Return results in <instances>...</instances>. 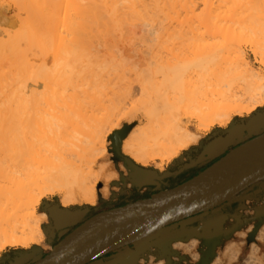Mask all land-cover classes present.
I'll list each match as a JSON object with an SVG mask.
<instances>
[{
    "label": "bare ground",
    "instance_id": "1",
    "mask_svg": "<svg viewBox=\"0 0 264 264\" xmlns=\"http://www.w3.org/2000/svg\"><path fill=\"white\" fill-rule=\"evenodd\" d=\"M6 4L13 21L9 26L0 16V252L46 247L38 203L27 204L34 189L52 187L65 207L96 202L95 182L76 165L66 162L57 174L44 175L23 167L31 138L23 121L27 110L40 111L47 100L56 105L60 96L75 102L100 94L111 75H120L122 61L90 59L97 52L88 48L111 47L124 32L123 42L134 39L148 53L165 49L178 59L168 69H148L161 84L125 120L130 130L122 153L142 167L154 164L161 171L202 134L264 105V0H0V10ZM109 38L115 39L107 46ZM60 43L69 44L62 49ZM83 137L71 134L68 154L87 158L93 148L81 142L95 136ZM90 169L104 185L118 176L111 165L94 162ZM101 194L107 198V189ZM7 208L23 212L16 224H10ZM258 239L264 241V227ZM242 244L224 248L226 264L238 258ZM258 250L251 243L242 264H262ZM220 260L217 254L210 264Z\"/></svg>",
    "mask_w": 264,
    "mask_h": 264
},
{
    "label": "water",
    "instance_id": "2",
    "mask_svg": "<svg viewBox=\"0 0 264 264\" xmlns=\"http://www.w3.org/2000/svg\"><path fill=\"white\" fill-rule=\"evenodd\" d=\"M242 121L245 123L237 129L233 121L226 129H221L224 136L203 146L200 155L191 160V166L212 159L252 136L248 141L230 149L193 178L167 190H159L157 186V180L164 175L134 164L121 153L126 125L114 131L109 137V151L115 164L120 162L128 174L127 177L120 175L122 184L127 181L133 185L154 184L159 191L149 198L100 211L88 219H85L90 211L88 206L61 209L58 203L43 202L41 209L54 223V229H65L60 235L80 224L45 255L42 252H13L17 256L9 264H87L109 253L115 254L113 258L118 259L119 264H138L151 248L156 250L157 260L177 264L173 258L182 261L185 257L173 249V243L188 242L193 238L202 246L196 264H210L222 243L251 223L253 229L249 238L252 240L264 224V204L254 207L253 214L245 221L235 217L236 223L229 228L224 227L222 217L205 218L244 188L264 179V113L258 109ZM113 184L117 183L114 181ZM197 221L201 224L192 227ZM43 230L48 236L44 227ZM37 249L38 246L31 248Z\"/></svg>",
    "mask_w": 264,
    "mask_h": 264
},
{
    "label": "rangeland",
    "instance_id": "3",
    "mask_svg": "<svg viewBox=\"0 0 264 264\" xmlns=\"http://www.w3.org/2000/svg\"><path fill=\"white\" fill-rule=\"evenodd\" d=\"M5 6L6 8L0 10V16L1 14H4V21L10 26L13 21V8L12 6L10 7L9 4H6ZM113 33H115V35H120V33H122L120 36L116 37V40L118 39V42L115 40L117 44L112 42L115 38H113L112 41L109 38L107 40L109 43L106 44L105 41L103 44L108 46L112 42L117 47H112L113 44L111 43V47H95L92 49H87L89 51L97 52L95 54L87 55V57L90 59L95 58L99 60L111 59L112 61H122L119 68L120 75H111L108 78L110 81H108V88L103 90L104 92L92 96L81 97L75 102H71V99L67 96H60L57 99L56 105H52L51 102L47 100V104L44 105L40 111L27 110L23 115V121L26 125L27 133L29 136H31L29 139V148L27 150V154L25 155L26 161L23 164L24 170L32 171L33 173H37V175L49 173L57 174V171L60 170L66 162H69L72 168L73 165H76L77 168L81 169L87 175V180L93 183L95 182L96 184V189L98 192L94 205L70 204L66 206V208L74 209L84 206L91 208L92 206L93 208L98 209L99 207H103L106 201L102 197L101 193L105 189H107V198L112 197L111 194L116 189L112 188L111 183L116 181L119 178V175L126 172V170L120 162L115 164V162L112 160V154L109 151L111 144L109 137L114 131L121 129L126 125L125 120L130 118L136 112L140 100L146 98L148 93H152L161 84V77L158 75L148 74V69L153 68L155 70H163L168 69L174 64H177L178 59L172 56L165 49H155L153 52L148 53L146 52L145 48H140L138 45L135 47L134 43H137L134 39H132L130 43L128 42L129 44L127 41L123 42V40H125L127 37V33H125V35L123 34L124 32L119 33L116 31ZM111 35L109 37H112ZM122 35H124L125 38ZM65 42L66 39L63 43ZM125 43H127L128 46ZM68 44H66V46ZM131 44L134 47L130 46ZM63 46L61 44V48ZM66 46L63 48L65 49ZM139 49L145 50V52L138 53L137 51ZM249 59L253 64H255L253 55L250 54ZM254 67L258 69L259 65L256 63ZM10 114L14 115L15 112H10ZM237 119L238 117H235L232 120ZM191 128L194 129L193 126ZM218 129L220 128L215 126L210 131H208L209 133L206 132L205 134H202L199 142L203 137L206 136V134H210L213 131H217ZM129 130H127L126 136L121 142V153L122 143L128 138L127 134H129ZM86 133L95 136L91 142L88 141V144H86L87 140L81 142L82 146H92L93 148L87 158L68 154L71 146H73L68 144L71 139V134L85 140L83 136ZM56 135H60L62 140L57 139ZM187 150L181 151V153L176 158H179V156L183 155L185 152H187ZM52 151L56 154H53ZM173 160L168 164H165L162 170L166 169L167 166L172 164ZM94 162L97 166L104 164L111 165V167L117 172L118 176L114 179L109 178L107 185H104L103 182H97L96 172L90 169V166H92ZM150 167L155 169L154 164L146 166L145 168ZM53 190L54 189L52 187L40 186L39 188L32 191L31 197L27 202L30 207L38 203V205H36V218L42 220V229L44 227L43 224L49 219H47V215L44 219L40 214L43 212L41 209L42 203H58L59 207L61 205V195L58 193L51 194ZM215 211H219V209H216ZM5 213L9 215L10 224H16V221L20 220V214L23 212L14 208H7ZM218 218H221V216H218ZM248 227L249 226H247L246 229L239 231L240 233H245L243 238H240L237 232L230 240L224 241L217 249V254L221 257L220 264H226V260L221 256L225 245L229 241L239 242L240 240L243 241L241 252L238 258L231 262V264L243 263L249 254L251 243H254L258 246L259 250L257 256L262 258V264H264V241L258 239L259 233L264 227V224L260 227L252 240L249 238V233L253 229V224H251L250 229ZM54 231L56 230L54 229ZM33 246L37 245H32L29 248L6 247L0 252V259L13 252L29 251ZM38 249H40L39 246ZM201 249L202 246L199 241L197 242L196 246L192 245L188 247L186 249L187 252H185L186 254L177 249L179 254L185 257V260L181 261L178 258H175V261L177 264H196L200 258L199 256L201 254ZM151 260L153 261L154 258L152 257ZM154 261L156 262L158 260L155 259Z\"/></svg>",
    "mask_w": 264,
    "mask_h": 264
},
{
    "label": "flooded vegetation",
    "instance_id": "4",
    "mask_svg": "<svg viewBox=\"0 0 264 264\" xmlns=\"http://www.w3.org/2000/svg\"><path fill=\"white\" fill-rule=\"evenodd\" d=\"M259 112L264 113V107H262L259 110ZM243 123H245V122L242 121V118L233 121L234 125H242ZM222 136H224V134L221 132V129L214 131L210 134H206V136L203 137L202 140L196 146L187 150V152H185L182 155V157H180L175 162V164H173V166L168 169V171L170 173L176 172L179 169H183V171L177 175H171L170 177H167L163 181L162 190L174 188L177 185H180V184L188 181L189 179L193 178L198 173L203 171L205 168H207L208 166H210L211 164H213L214 162L219 160L220 157L223 156L225 153H227L230 149H233L236 146H239L240 144H242V143H244L250 139L249 138V139L242 140L236 146H230L222 154L218 155L213 160L209 161L208 163H206L204 165L195 166V167L191 166V163H192L191 160H195L200 155V153L203 149V146L207 145L211 141H214L218 138H221ZM162 171H167V170L164 169ZM124 175L127 176V173H125ZM261 183H264V179L256 182L255 184L250 185L247 188H244L239 193H237V195L233 198L232 201L224 202L216 208V209H219V214L221 215L222 218H224V227L225 228H229L230 226H232L233 224L236 223L235 217L240 219L241 221H245L247 218H249L253 214V208L254 207L264 204V189H261L260 191L257 192V190L260 189L259 185ZM128 185L129 184H127L125 187L121 186V197L125 198L124 200L120 201L119 203L118 202L110 203L108 201L105 203V205L103 207H99L97 209L98 210L97 212H95L94 210L91 209V211L87 214L85 219H88L89 217L93 216L94 214H96L100 211H104L105 209L108 210L106 207H108L109 205H112L115 207L123 206L129 202H134V201H137L140 199L149 198V197H151V195L158 192L155 190V187H151V186H146V187L141 188L140 190H137V189H134ZM250 198H251V200H250ZM49 203L54 204L52 202H49ZM115 207H113V208H115ZM79 224L80 223L69 228V231L63 233L60 236V233L63 232L65 229H60V230L55 229L56 231H54V223L48 219L47 222H45L43 224L44 228L48 232V237L46 238L47 241L45 242L46 247L45 248L40 247V249L29 250L26 252H45L44 253V255H45L67 233H69L72 229H74ZM251 224H253V223H251ZM251 224H249V225H251ZM198 225H199L198 222H195L191 226L197 227ZM249 225H247V226H249ZM247 226H245L241 230L246 229ZM241 230H239V231H241ZM239 231H236L232 236H234ZM49 240H51V245H49ZM121 252H126V251H121ZM155 252H156L155 249H152V248L149 249L146 253L145 258H141L138 260V264H150L152 262L156 263L157 261L156 262L154 261L156 259L155 258ZM16 256L17 255H15L14 253H11L9 255H5L4 257H2V259H0V261H2V264H9L10 261L13 260V258H15ZM152 257L154 258L153 261L151 260ZM173 260L175 261V258H173Z\"/></svg>",
    "mask_w": 264,
    "mask_h": 264
},
{
    "label": "crops",
    "instance_id": "5",
    "mask_svg": "<svg viewBox=\"0 0 264 264\" xmlns=\"http://www.w3.org/2000/svg\"><path fill=\"white\" fill-rule=\"evenodd\" d=\"M264 106V105H263ZM263 106H261V107H258V108H256L254 111H252L250 114H248V115H246V117H248L249 115H251L253 112H255L257 109H261ZM236 117H238V116H236ZM245 116L244 117H238V119H244V118H246ZM235 118V117H234ZM232 121H234V120H232ZM231 121V122H232ZM230 122V123H231ZM235 126H239V125H235ZM228 127V126H227ZM220 129H224V128H220ZM225 129H226V127H225ZM252 137V136H251ZM251 137H249V138H251ZM199 142V141H198ZM196 145V144H195ZM192 146H194V145H192ZM192 146H190V147H192ZM189 147V148H190ZM220 155V154H219ZM180 157H182V155L181 156H179V158ZM217 157V156H216ZM179 158H176L175 160H173V161H177ZM215 158V157H214ZM214 158H212V159H209V160H205V161H203V162H201V163H198L197 165H195V166H201V165H204V164H206V163H208L209 161H211V160H213ZM175 162L174 163H172V164H170L169 166H167V168L165 169V170H167V171H158V174L159 175H164V177L162 178V179H160V180H157V182H158V185L157 186H159V190H162V186H163V181L167 178V177H170L171 175H177V174H179V173H181L182 171H183V169H179L178 171H176V172H173V173H170L169 171H168V169L170 168V167H172L173 166V164H175ZM195 166H193V167H195ZM143 168V167H142ZM145 168V167H144ZM150 168H152V169H154L153 167H150ZM156 170V169H155ZM125 173H127V172H124V173H121L120 175H123V176H125L124 174ZM120 175H119V177H120ZM127 176H128V174H127ZM127 176H125V177H127ZM117 184L116 185H111L112 186V188H114V189H116L115 191H113L112 192V197L111 198H104V200L106 201V202H110V203H112V202H114V203H116V202H120V201H122V200H124L125 198H123V197H121V186H123V187H125L127 184H129L128 186H130V187H132V188H134V189H137V190H140L141 188H143V187H146V186H151V187H155V190L156 191H159V190H157V186L156 185H154V184H142V185H133V184H131L130 182H126V184H122V182L120 181V179L118 178L116 181H115ZM165 184V183H164ZM259 190H257V192L258 191H260L261 189H264V183H261L260 185H259ZM233 200V199H232ZM231 200V201H232ZM250 200H251V198H250ZM105 202V203H106ZM60 207L61 208H66V207H64V206H61L60 205ZM113 207H115V206H112V205H109L108 207H106L107 209H111V208H113ZM89 209H90V211H91V209L92 210H94L95 212H97L98 210L97 209H93V207L91 206V208L89 207ZM106 210V209H105ZM89 211V212H90ZM88 212V213H89ZM46 214V213H45ZM47 215V214H46ZM218 216H221L220 214H219V211H215V212H213L212 214H209L207 217H205L206 219H212V218H216V217H218ZM86 218V217H85ZM47 219H48V216H47ZM84 220V219H83ZM198 222V221H197ZM198 224H201L200 222H198ZM249 229L251 228V225H249V227H248ZM248 229V230H249ZM237 234H239V237L240 238H243L244 236H245V233H240V232H238ZM61 236V235H60ZM48 236H46L45 235V238H47ZM47 241V240H46ZM241 241V240H240ZM197 242H198V240L197 239H195V238H193V239H191L190 241H188V242H181V241H179V242H175V243H173V245H172V247H173V249H178V250H180V251H182L183 253H185V252H187V248L188 247H190V246H192V245H195L196 246V244H197ZM230 242H232V241H229L226 245H225V247L230 243ZM49 245H51V240H49ZM40 247V246H39ZM224 247V248H225ZM43 254L45 253V252H42ZM186 254V253H185ZM113 255H115V254H113V253H109V254H106V255H104L103 257H100V258H98V259H95V260H93V261H91V262H89V263H87V264H119V260L118 259H114L113 258ZM141 261V260H140ZM164 261V260H163ZM162 260H158L156 263H152V264H165V261L163 262ZM142 262V261H141Z\"/></svg>",
    "mask_w": 264,
    "mask_h": 264
},
{
    "label": "snow or ice",
    "instance_id": "6",
    "mask_svg": "<svg viewBox=\"0 0 264 264\" xmlns=\"http://www.w3.org/2000/svg\"><path fill=\"white\" fill-rule=\"evenodd\" d=\"M0 264H2V261H0Z\"/></svg>",
    "mask_w": 264,
    "mask_h": 264
}]
</instances>
